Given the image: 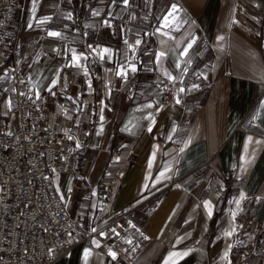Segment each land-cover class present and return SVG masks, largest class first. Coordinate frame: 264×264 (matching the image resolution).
<instances>
[{"label": "crops", "instance_id": "crops-1", "mask_svg": "<svg viewBox=\"0 0 264 264\" xmlns=\"http://www.w3.org/2000/svg\"><path fill=\"white\" fill-rule=\"evenodd\" d=\"M20 4L14 60L30 58L25 81L47 94L51 126L83 142L56 192L82 228H103L54 264H127L102 240L128 204L132 264H264V0H37L35 14ZM18 126L1 68L0 131Z\"/></svg>", "mask_w": 264, "mask_h": 264}, {"label": "built area", "instance_id": "built-area-1", "mask_svg": "<svg viewBox=\"0 0 264 264\" xmlns=\"http://www.w3.org/2000/svg\"><path fill=\"white\" fill-rule=\"evenodd\" d=\"M20 8V0H0V69L9 75L19 113L17 129L0 131V264H54L76 244L102 239L103 228H82L80 214H72L56 192L59 173L77 172L83 142L76 133L51 126L47 94L25 81L22 66L30 58L22 66L14 60L19 35L11 25ZM168 99L166 93L163 100ZM133 210L132 204L119 210L114 216L122 221L117 234L102 240L104 253L114 262L133 263L138 247Z\"/></svg>", "mask_w": 264, "mask_h": 264}, {"label": "snow or ice", "instance_id": "snow-or-ice-1", "mask_svg": "<svg viewBox=\"0 0 264 264\" xmlns=\"http://www.w3.org/2000/svg\"><path fill=\"white\" fill-rule=\"evenodd\" d=\"M128 2H129V0H123V3L125 4V6L128 5ZM32 4H33V13L35 14L37 0H32ZM176 11H178L177 6H176V5H172V10H171V12L169 13V15H171L172 13H174V12H176ZM69 18H70V16H69ZM48 19H50V18H47V17H46V18H44V19L38 20V23H41V24L46 23ZM167 19H168V17L166 16V17H165V20L167 21ZM28 27L31 28L32 25L29 24ZM48 35L51 36V37H59V36L61 35V33L56 32V31H49V32H48ZM219 39L222 40L223 37H219ZM194 42H195V41H193L192 43H194ZM136 43L139 44L140 41H137ZM191 46H192V44L190 43V44L188 45V48H191ZM103 51H104V52H107L108 49H104ZM183 54H184V55L187 54V49H185V51H184ZM163 55H164V53H160L159 56L157 57V59H159V58L162 57ZM101 58L103 59V55H101ZM72 60L78 65V62H79V60H80V57H78V56H76V55H73ZM177 66H179V65H177ZM136 70H137V69H136L135 66L133 65V66L131 67V71L135 72ZM117 74H118V75H121V76L126 75V73L123 71V69H121V71H119ZM169 79H174V77H172L171 75H169ZM181 91H183V89H181ZM179 102H180V101L177 100V103H179ZM149 107H151V105H149ZM148 131L151 132V131H152V128L149 127ZM248 140H249V143H252V142H253V140H252L251 137H249ZM254 143L259 144V143H264V142H262V141H254ZM245 150H247V145H245ZM241 159H242V160H245L244 157H241ZM245 162L248 163V164H250V163H251V160H246ZM241 198H243V194H241ZM238 204H239V201H237V205H238ZM204 207L208 210V215L211 216L212 211H211V204H210V202L205 201V202H204ZM234 215H235V214H234ZM92 231H96V229H92ZM226 235H227V236H231L232 233H231V232H228V233H226ZM93 243L96 244L97 247L99 246L98 242L93 241ZM109 254L112 256L113 259L116 258V253H115V252H110ZM187 254H188V253H186V252H172V253H169V259H172V258H174V257H177V258H183V257L186 256ZM89 255H90V250H89V249H85V250H84V259H85L86 262H87V259H88ZM225 257H227V252L225 253ZM165 264H168V261H166Z\"/></svg>", "mask_w": 264, "mask_h": 264}]
</instances>
